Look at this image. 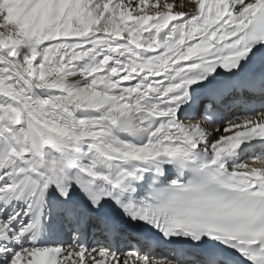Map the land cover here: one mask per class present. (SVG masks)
Masks as SVG:
<instances>
[{"label":"snow or ice","instance_id":"snow-or-ice-1","mask_svg":"<svg viewBox=\"0 0 264 264\" xmlns=\"http://www.w3.org/2000/svg\"><path fill=\"white\" fill-rule=\"evenodd\" d=\"M0 264H264V0H0Z\"/></svg>","mask_w":264,"mask_h":264}]
</instances>
